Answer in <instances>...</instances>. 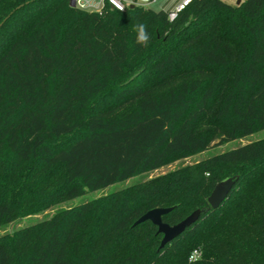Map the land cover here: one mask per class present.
Here are the masks:
<instances>
[{"label":"trees","instance_id":"obj_1","mask_svg":"<svg viewBox=\"0 0 264 264\" xmlns=\"http://www.w3.org/2000/svg\"><path fill=\"white\" fill-rule=\"evenodd\" d=\"M70 2L0 0V228L264 129V0ZM159 208L200 215L160 249L134 225ZM0 264H264V138L0 236Z\"/></svg>","mask_w":264,"mask_h":264},{"label":"rangeland","instance_id":"obj_2","mask_svg":"<svg viewBox=\"0 0 264 264\" xmlns=\"http://www.w3.org/2000/svg\"><path fill=\"white\" fill-rule=\"evenodd\" d=\"M150 1L151 0H149V2ZM162 2H163V0H155L153 3H149V4L148 3L146 4L143 2H138V5H141L144 8H149L151 10L158 11V10H160V4ZM71 137L72 136L65 137V138H63V140H68ZM262 138H264V129L254 133V134L242 137V138L234 140V141H230V142L218 145V146L214 145L206 151L194 154V155L186 157L184 159H180V160L175 161L171 164L165 165V166H163L157 170L133 176L132 178H129L128 180H126L124 182L115 183V184L110 185V186H108L104 189H101V190H95V191L87 192L83 196L63 201L57 205L50 206L49 208H47L41 212L33 213V214L28 215V216L18 218L12 224L1 227L0 228V236L10 235V234H12L13 231H15L17 229L27 227V226H30L32 224H36L38 222H41V221L51 217L55 213L62 211L64 209L70 208L72 206H77V205L86 203L92 199H96L99 197L106 196V195H108L114 191L126 188L130 185L144 182L148 179L166 174V173L171 172L173 170L183 168L189 164H193V163L198 162L200 160L209 158V157L216 155V154H219L223 151L230 150V149L236 148L238 146L245 145V144L253 142V141H257V140L262 139Z\"/></svg>","mask_w":264,"mask_h":264},{"label":"water","instance_id":"obj_3","mask_svg":"<svg viewBox=\"0 0 264 264\" xmlns=\"http://www.w3.org/2000/svg\"><path fill=\"white\" fill-rule=\"evenodd\" d=\"M240 2L237 1L235 5H238ZM70 6H74L73 0L70 2ZM130 7H133L131 5ZM234 179L228 178L224 181L217 183L209 196L206 199V202L210 209H216L221 202L226 198L231 188L233 187ZM171 211V208H159L152 209L142 215L137 221L134 222V225L142 223L144 221H149L152 225L157 228V233L160 234L161 240L159 248H163L167 243L178 237L186 228L192 225L200 215V210H195L185 217L179 223L169 226L162 223L161 217Z\"/></svg>","mask_w":264,"mask_h":264},{"label":"built area","instance_id":"obj_4","mask_svg":"<svg viewBox=\"0 0 264 264\" xmlns=\"http://www.w3.org/2000/svg\"><path fill=\"white\" fill-rule=\"evenodd\" d=\"M192 0H179L177 4L169 10H166L167 12V20L168 21H173L179 12L184 10V8L191 2ZM74 6L79 9H85L89 11H94L98 12L101 7L103 6L104 0H99L100 2V8L95 7L94 4H92L91 0H73ZM138 2H143V3H149V0H105V4L113 10L116 11H123L126 6H131V5H138ZM199 257V253L197 251H193L189 258L188 261H194Z\"/></svg>","mask_w":264,"mask_h":264},{"label":"crops","instance_id":"obj_5","mask_svg":"<svg viewBox=\"0 0 264 264\" xmlns=\"http://www.w3.org/2000/svg\"><path fill=\"white\" fill-rule=\"evenodd\" d=\"M126 1V0H125ZM155 0H151L149 3H153ZM179 0H163V2L160 4V10H169L172 9L178 2ZM224 2L235 5L237 1L241 2L243 0H223ZM92 4H94L95 7L100 8V2L99 0H91ZM148 3V4H149Z\"/></svg>","mask_w":264,"mask_h":264},{"label":"clouds","instance_id":"obj_6","mask_svg":"<svg viewBox=\"0 0 264 264\" xmlns=\"http://www.w3.org/2000/svg\"><path fill=\"white\" fill-rule=\"evenodd\" d=\"M136 31H137V42L142 45H146L149 40V36L146 31V26L144 24H139L136 26Z\"/></svg>","mask_w":264,"mask_h":264}]
</instances>
